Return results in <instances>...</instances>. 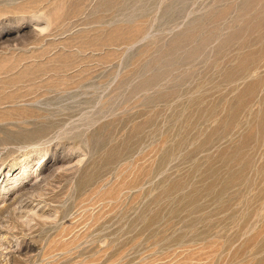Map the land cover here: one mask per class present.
<instances>
[{
    "label": "rangeland",
    "instance_id": "374dc122",
    "mask_svg": "<svg viewBox=\"0 0 264 264\" xmlns=\"http://www.w3.org/2000/svg\"><path fill=\"white\" fill-rule=\"evenodd\" d=\"M0 264H264V0H0Z\"/></svg>",
    "mask_w": 264,
    "mask_h": 264
}]
</instances>
